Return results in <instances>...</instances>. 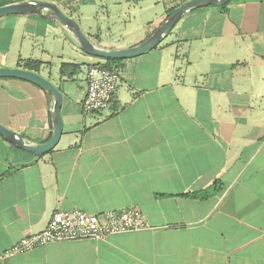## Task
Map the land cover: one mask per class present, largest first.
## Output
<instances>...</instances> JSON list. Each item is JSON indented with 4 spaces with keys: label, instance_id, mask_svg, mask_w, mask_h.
<instances>
[{
    "label": "crops",
    "instance_id": "crops-1",
    "mask_svg": "<svg viewBox=\"0 0 264 264\" xmlns=\"http://www.w3.org/2000/svg\"><path fill=\"white\" fill-rule=\"evenodd\" d=\"M39 1L78 24L80 8L95 4ZM98 1L115 6L118 20L128 17L127 31L113 40L83 33L100 49L120 50L192 0ZM100 63L53 20L0 19V67L31 66L62 98L51 152L36 157L0 137V254L57 211L134 206L148 228L49 244L0 264H264V0L187 13L152 50L110 64L120 73L113 105L84 117L86 70ZM62 65L79 72L68 79ZM49 108L35 85L0 80V125L30 143L49 139Z\"/></svg>",
    "mask_w": 264,
    "mask_h": 264
},
{
    "label": "water",
    "instance_id": "water-1",
    "mask_svg": "<svg viewBox=\"0 0 264 264\" xmlns=\"http://www.w3.org/2000/svg\"><path fill=\"white\" fill-rule=\"evenodd\" d=\"M229 1L192 0L171 12L162 24L145 40L136 46L120 50H104L94 46L80 29L78 23L66 16L53 2L27 0L10 3L0 7V19L8 16L37 15L45 19L53 20L72 35L84 54L101 60H127L140 56L155 48L187 13L207 7H223ZM2 79H13L33 84L45 94L50 104L51 134L46 142L34 144L0 125V137L14 148L30 153L36 157H41L51 152L57 146L62 133L60 114L62 98L60 91L47 79L26 69L0 67V80Z\"/></svg>",
    "mask_w": 264,
    "mask_h": 264
},
{
    "label": "built area",
    "instance_id": "built-area-1",
    "mask_svg": "<svg viewBox=\"0 0 264 264\" xmlns=\"http://www.w3.org/2000/svg\"><path fill=\"white\" fill-rule=\"evenodd\" d=\"M120 73L117 67L105 63L95 64L86 70V94L80 112L86 117L108 111L114 102ZM148 228L138 208L100 214H88L78 209L55 212L46 227L38 234L23 238L4 254L3 258L25 251L62 242L105 241L108 237Z\"/></svg>",
    "mask_w": 264,
    "mask_h": 264
},
{
    "label": "rangeland",
    "instance_id": "rangeland-1",
    "mask_svg": "<svg viewBox=\"0 0 264 264\" xmlns=\"http://www.w3.org/2000/svg\"><path fill=\"white\" fill-rule=\"evenodd\" d=\"M94 2L93 6L80 8L84 17L78 25L82 31L89 29L96 37L105 40L117 39L119 35L127 31L128 17L118 20L116 18L118 9L115 6L107 4L102 7L98 0Z\"/></svg>",
    "mask_w": 264,
    "mask_h": 264
},
{
    "label": "trees",
    "instance_id": "trees-1",
    "mask_svg": "<svg viewBox=\"0 0 264 264\" xmlns=\"http://www.w3.org/2000/svg\"><path fill=\"white\" fill-rule=\"evenodd\" d=\"M12 3L11 0H0V7ZM176 9V8H175ZM175 9H173L171 12H173ZM121 60H105V65L107 67L110 66V64L114 62H120ZM26 70L31 71L32 68L31 66L26 67ZM61 75L62 76H67L68 79H71L74 75H76L79 72V67L78 66H69V65H62L61 67ZM208 195L207 192H202V193H197V194H192L189 197L191 198H206Z\"/></svg>",
    "mask_w": 264,
    "mask_h": 264
}]
</instances>
